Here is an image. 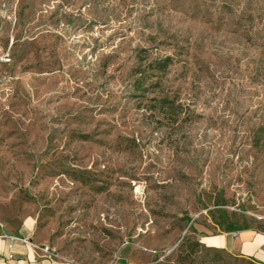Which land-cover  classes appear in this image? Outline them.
Wrapping results in <instances>:
<instances>
[{
	"label": "rangeland",
	"instance_id": "1",
	"mask_svg": "<svg viewBox=\"0 0 264 264\" xmlns=\"http://www.w3.org/2000/svg\"><path fill=\"white\" fill-rule=\"evenodd\" d=\"M11 38L1 229L64 264H258L199 235L264 232V0H0Z\"/></svg>",
	"mask_w": 264,
	"mask_h": 264
},
{
	"label": "crops",
	"instance_id": "2",
	"mask_svg": "<svg viewBox=\"0 0 264 264\" xmlns=\"http://www.w3.org/2000/svg\"><path fill=\"white\" fill-rule=\"evenodd\" d=\"M31 230L21 227L17 232L0 228V264H64L35 249L30 242ZM19 239H15V238ZM200 242L209 248L222 250L237 257L264 264V232L252 228L242 230L201 232ZM121 252L116 264H128L129 258Z\"/></svg>",
	"mask_w": 264,
	"mask_h": 264
},
{
	"label": "built area",
	"instance_id": "3",
	"mask_svg": "<svg viewBox=\"0 0 264 264\" xmlns=\"http://www.w3.org/2000/svg\"><path fill=\"white\" fill-rule=\"evenodd\" d=\"M12 42H13V38L10 39L9 45L7 47L0 44V85L5 81L10 66L12 65V55H11ZM15 239H19V238L16 237ZM42 250L46 252L48 251L47 248Z\"/></svg>",
	"mask_w": 264,
	"mask_h": 264
},
{
	"label": "trees",
	"instance_id": "4",
	"mask_svg": "<svg viewBox=\"0 0 264 264\" xmlns=\"http://www.w3.org/2000/svg\"><path fill=\"white\" fill-rule=\"evenodd\" d=\"M13 63V62H12ZM172 63V58L170 56H165L164 58L162 59H156L152 62L153 64V68L158 71V72H163L167 69V67ZM160 107L161 109H164V108H169V103L168 102H165L163 100L160 101ZM228 231V230H227ZM200 241V239H199ZM205 248L207 249H212V250H219V249H215V248H209V247H206L204 246ZM251 260V259H250ZM253 261L254 263H258V264H263V262H258V261H254V260H251Z\"/></svg>",
	"mask_w": 264,
	"mask_h": 264
}]
</instances>
